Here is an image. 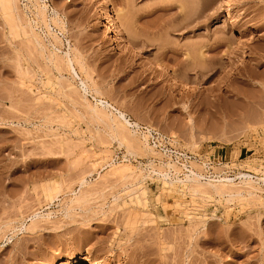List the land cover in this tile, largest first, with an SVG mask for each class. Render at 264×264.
Listing matches in <instances>:
<instances>
[{
	"label": "rangeland",
	"instance_id": "1",
	"mask_svg": "<svg viewBox=\"0 0 264 264\" xmlns=\"http://www.w3.org/2000/svg\"><path fill=\"white\" fill-rule=\"evenodd\" d=\"M12 4L0 264H264V185L240 176H264V0ZM163 51L185 78L150 73Z\"/></svg>",
	"mask_w": 264,
	"mask_h": 264
},
{
	"label": "bare ground",
	"instance_id": "2",
	"mask_svg": "<svg viewBox=\"0 0 264 264\" xmlns=\"http://www.w3.org/2000/svg\"><path fill=\"white\" fill-rule=\"evenodd\" d=\"M106 3V2H105ZM1 5H2V7H3V10H5L6 12H8V11H11L13 8H12V6H13V4H12V0H1ZM11 13V12H10ZM9 18V17H8ZM8 18H7V21H8ZM227 18L228 19H233L232 20V25H231V29H239V28H243V25H242V23H241V21L239 20V18H238V15L237 14H235L233 11H229L228 12V14H227ZM105 19H106V23L108 24V27H109V30H110V32H111V38L112 39H114L115 38V41H116V38H117V40H119L118 38H120V34H123L122 36H121V38H120V40L122 39V38H124V40H126L130 45H131V50L130 51H132V53H134L135 54V56L137 55V57H139V58H143V57H146L147 58V56L148 55H146V56H143V55H145V54H143L142 55V53L138 50V46L136 45V41H135V37H134V35H132V31L131 30H129V27H128V23L127 24H125L126 26H125V30H126V34H124V32L123 33H120L119 32V34H118V29L119 28H117L116 26H117V24H116V22L114 21L115 19H113V17L110 15V14H106V16H105ZM130 25V24H129ZM12 27V26H11ZM124 27V26H123ZM121 30V29H120ZM131 31V32H130ZM110 38V39H111ZM126 42V43H127ZM129 45V46H130ZM136 45V46H135ZM130 49V48H129ZM142 51V50H141ZM176 54V53H175ZM169 57V55L167 56V52L165 51H163L162 52V54H161V58L159 59V60H154L153 58H148L147 60V62H149L150 63V73H152L153 74V76L154 77H162V76H166V75H173V76H176L178 79H183V78H185L187 75H185V74H178L177 72H176V70L175 69H171V71H168V66H166V64H165V61L167 60V59H169L168 58ZM145 58V59H146ZM72 61L73 60H71V59H68V63H69V65H71V63H72ZM180 61H182V60H180ZM183 62V61H182ZM188 63V62H187ZM183 64V63H182ZM186 64V63H185ZM183 65V66H186V65ZM72 66V65H71ZM188 66V67H187ZM185 68H189L190 70L192 69V70H196V68H195V65L191 62V63H189V65H187ZM186 72H187V69H186ZM81 81H83V80H81ZM84 82V81H83ZM85 84V83H84ZM86 85V84H85ZM86 87H87V85H86ZM94 89V88H93ZM96 99V98H95ZM98 100V99H97ZM99 103H101V104H103V103H107L106 101H103V100H101L100 99V102ZM92 109V108H91ZM94 109V108H93ZM118 110V109H117ZM117 110H116V112H117ZM95 111H96V109H95ZM97 112V111H96ZM118 116H119V118L121 119L122 118V120L123 121H125V123L126 122H129L128 121V119L127 118H125V115L121 112V111H119V114H118ZM117 117V116H116ZM118 118V119H119ZM124 123V124H125ZM127 124H130V123H127ZM117 133V132H116ZM120 135V134H119ZM119 139H120V137H119ZM126 139V138H125ZM122 140V139H121ZM124 140V139H123ZM126 141V140H125ZM130 149V148H129ZM241 176V178H243V182L244 183H246V184H248V185H252V183L253 184H255V185H264V176H262V177H256V180H252V178H246V176L244 175V174H242V175H240ZM192 177V178H191ZM185 178H186V180H189L190 179V181H193V183H198V185H200L199 184V182H198V179H196L197 178V175H196V177H195V175H194V177L193 176H190V178H188V176H185ZM224 179V178H223ZM229 179V178H228ZM227 178L226 179H224V180H228ZM184 180V179H183ZM218 180V179H217ZM230 180V179H229ZM175 181V180H174ZM179 181H180V179H179ZM213 181H215V180H213ZM213 181H209V180H207V185H209L210 187H213V190L215 191V192H221V190H222V187H221V185H219V184H215V183H213ZM216 182V181H215ZM183 183V182H182ZM218 183H221V182H219L218 181ZM191 185H190V187L192 186V183H190ZM189 185V184H188ZM197 185V184H196ZM226 185V184H225ZM254 185V186H255ZM253 186V187H254ZM223 187H224V183H223ZM262 187H264V186H262ZM194 188H195V186H194ZM198 188V187H197ZM255 188H258V186H255ZM223 189H225V188H223ZM252 189V188H251ZM258 189H260L261 191H262V189L261 188H258ZM190 190H191V188H190ZM229 190V189H228ZM232 190V189H231ZM230 190V191H231ZM194 191V190H193ZM202 192V191H201ZM251 192V191H250ZM195 193H196V191H195ZM237 193H239V192H237ZM241 193V192H240ZM229 195H231V194H233L232 192H230V193H228ZM226 195V194H225ZM222 196H223V194H222ZM234 197H235V195H234ZM239 198V197H238Z\"/></svg>",
	"mask_w": 264,
	"mask_h": 264
}]
</instances>
